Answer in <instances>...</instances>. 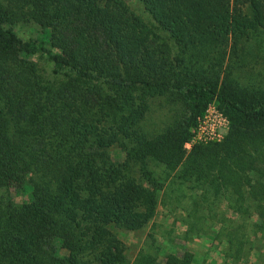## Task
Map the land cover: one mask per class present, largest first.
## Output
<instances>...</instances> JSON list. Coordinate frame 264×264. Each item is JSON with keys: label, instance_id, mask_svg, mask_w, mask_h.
Masks as SVG:
<instances>
[{"label": "trees", "instance_id": "obj_1", "mask_svg": "<svg viewBox=\"0 0 264 264\" xmlns=\"http://www.w3.org/2000/svg\"><path fill=\"white\" fill-rule=\"evenodd\" d=\"M136 1L141 14L126 0H0V264H81L105 234L102 264H126L111 230L138 227L140 195L154 200L179 165L235 188L264 160V0ZM28 23L38 37L18 35ZM167 94L184 114L149 134V97ZM210 104L228 135L185 157ZM244 144L260 160L219 168L243 163ZM250 192L244 209L264 232V184Z\"/></svg>", "mask_w": 264, "mask_h": 264}, {"label": "rangeland", "instance_id": "obj_2", "mask_svg": "<svg viewBox=\"0 0 264 264\" xmlns=\"http://www.w3.org/2000/svg\"><path fill=\"white\" fill-rule=\"evenodd\" d=\"M126 1L141 14L136 0ZM15 30L24 39L38 37L40 29L28 23L19 24ZM38 64L45 74L49 71L47 62L39 60ZM148 102L150 109L141 125L149 134L158 133L174 115L184 114L182 106L168 94L150 96ZM207 113L211 119H200L192 128V136L184 145L185 157L193 145L221 144L228 135L230 121L227 116L214 104L209 105ZM244 147L247 151L241 153L245 157L243 163H222L219 168L222 165H247L250 160L258 158L252 145L244 144ZM111 151L114 154L116 148L113 147ZM252 164L257 165L258 169L243 170L239 186L235 188L231 183L224 185L223 178L217 172L200 179L183 176L184 166L179 165L170 173L162 188L154 192V200L150 194L140 195L134 212L138 227L129 229L118 226L111 230L116 239L112 240L110 251L121 252L126 264L141 261H148V264H180L184 260H187V264H264V232H256V215H250L252 210L244 209L253 195L250 185L258 182L264 184V160L259 163L252 161ZM150 168L157 176H163L162 165L151 164ZM126 172L138 176L137 166H129ZM7 196V190L0 189V200ZM17 199L16 202H19ZM235 200H241V208L235 205ZM151 207L154 208L152 215L143 221ZM105 236V242L89 247L87 253L82 254L81 264H102L98 255L107 250L109 236ZM239 245L242 247L241 258L234 254L240 252Z\"/></svg>", "mask_w": 264, "mask_h": 264}, {"label": "built area", "instance_id": "obj_3", "mask_svg": "<svg viewBox=\"0 0 264 264\" xmlns=\"http://www.w3.org/2000/svg\"><path fill=\"white\" fill-rule=\"evenodd\" d=\"M208 108H209V107H208ZM207 112H208V109H207ZM207 112H206L205 116L202 117V118H200V119L210 120V119H211V116H210ZM217 114H218V113H217ZM218 116L222 117V115H221L220 113L218 114ZM200 119H198V120H200ZM198 120H197V121H198ZM193 132H194V130H193ZM198 133H199V132H197V134H198Z\"/></svg>", "mask_w": 264, "mask_h": 264}]
</instances>
